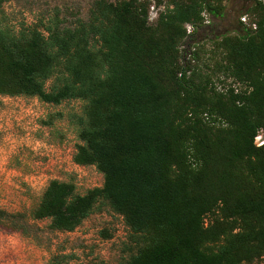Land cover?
<instances>
[{
	"label": "trees",
	"instance_id": "obj_1",
	"mask_svg": "<svg viewBox=\"0 0 264 264\" xmlns=\"http://www.w3.org/2000/svg\"><path fill=\"white\" fill-rule=\"evenodd\" d=\"M10 1L0 0V16ZM222 3L170 0L154 24L149 0H96L74 24L59 13L17 27L0 17V96L83 101L74 161L104 177L82 195L52 180L36 220L71 232L108 206L136 247L122 264H264V143H255L264 130V4L243 13L256 31L239 19L236 34L217 35L218 69L246 90H209L194 36L180 48L185 24L201 25L204 10L221 17ZM205 111L226 126L200 119ZM0 225L36 236L24 213L0 209Z\"/></svg>",
	"mask_w": 264,
	"mask_h": 264
},
{
	"label": "rangeland",
	"instance_id": "obj_2",
	"mask_svg": "<svg viewBox=\"0 0 264 264\" xmlns=\"http://www.w3.org/2000/svg\"><path fill=\"white\" fill-rule=\"evenodd\" d=\"M95 1L13 0L5 3L4 17H0L6 24L17 27L59 13L67 24H74L78 17H87ZM149 1V21L153 24L157 19L151 13L152 5L158 13L172 8L170 0H161L160 6L157 0ZM252 2L223 0L221 17L215 18L206 10L209 24L196 25L192 46L198 58L194 66L209 76V90L226 93L232 88L247 89L245 84L218 69L224 54L218 47L217 35L236 34L234 27ZM84 104L80 100H67L54 105L37 97L0 96V209L24 213L36 227L35 237H25L0 225V264H48L56 255L62 257L63 264H122L136 251L124 217L108 206L91 214L71 232L52 230L49 219L34 218L44 191L54 179L74 182L81 195L103 185V174L95 166H82L74 161L81 143L78 131ZM205 112L210 120L205 119L204 112L198 117L215 127L226 126L219 115ZM255 143L257 146L264 143V130L259 132Z\"/></svg>",
	"mask_w": 264,
	"mask_h": 264
},
{
	"label": "built area",
	"instance_id": "obj_3",
	"mask_svg": "<svg viewBox=\"0 0 264 264\" xmlns=\"http://www.w3.org/2000/svg\"><path fill=\"white\" fill-rule=\"evenodd\" d=\"M260 1L264 4V0H260ZM151 13L152 14L153 13L155 14V18L156 19L158 18L159 13H158V11L156 12L155 5H152L151 6ZM202 17L204 19L202 24H209L208 14H207V11L206 10H204L202 12ZM149 20H150V16H149ZM240 20H241V22L243 23V25L246 28L252 29V31H256L257 30V24L255 22H251V20H250V18H249V16L247 14L242 15L240 17ZM196 27L197 26L195 24H193V23H186L185 24L186 38H185L184 44L181 45V47H180L181 50L186 47L187 42H189L190 39L195 35ZM192 50L194 51V48H192ZM190 58H191V55L188 54L187 55V60H190ZM188 74H189V72H188ZM180 76H181V74H180ZM235 91L238 92V90H235ZM203 116L205 117V119L210 120L209 114L207 112H204L203 113Z\"/></svg>",
	"mask_w": 264,
	"mask_h": 264
}]
</instances>
